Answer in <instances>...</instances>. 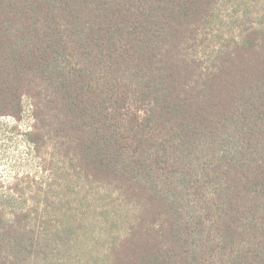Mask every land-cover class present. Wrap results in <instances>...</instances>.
<instances>
[{
  "label": "trees",
  "instance_id": "trees-1",
  "mask_svg": "<svg viewBox=\"0 0 264 264\" xmlns=\"http://www.w3.org/2000/svg\"><path fill=\"white\" fill-rule=\"evenodd\" d=\"M26 99L56 203L67 175L133 211L88 255L8 199L0 264H264V0H0V118Z\"/></svg>",
  "mask_w": 264,
  "mask_h": 264
},
{
  "label": "rangeland",
  "instance_id": "rangeland-1",
  "mask_svg": "<svg viewBox=\"0 0 264 264\" xmlns=\"http://www.w3.org/2000/svg\"><path fill=\"white\" fill-rule=\"evenodd\" d=\"M246 5L242 4L238 14L228 2L222 6L221 16L227 23L241 22ZM257 16L253 15L254 22L258 20ZM240 31L236 29L234 34L239 35ZM207 40L209 49L216 47L210 36ZM33 126L32 102L29 99L24 100L21 120L0 118V198H3L0 203L13 199L9 212L13 208L32 211L31 222L37 229L51 222L52 225H60L61 215H69L63 222L73 226V241H86L88 255L96 250L101 254L106 241L124 235L125 222L131 219L133 207L120 200L111 187L67 175L62 178L58 189L62 203H56V168L64 164L54 160L49 149L37 152L27 136L33 131Z\"/></svg>",
  "mask_w": 264,
  "mask_h": 264
}]
</instances>
